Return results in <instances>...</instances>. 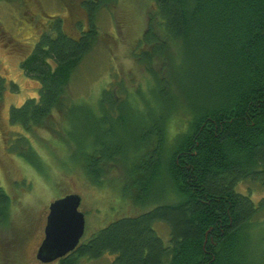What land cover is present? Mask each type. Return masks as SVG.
Segmentation results:
<instances>
[{
	"label": "trees",
	"instance_id": "obj_1",
	"mask_svg": "<svg viewBox=\"0 0 264 264\" xmlns=\"http://www.w3.org/2000/svg\"><path fill=\"white\" fill-rule=\"evenodd\" d=\"M70 1L72 12L85 11L87 28L76 22L72 34L56 18L19 62L38 88L10 106L8 123L28 134L41 125L58 134L72 109H95L74 102L68 83L100 40L97 13L117 0ZM148 1L145 28L129 54L157 89L145 130L129 149L109 133L80 138L74 162L67 148L60 157L63 176L94 187L115 170L121 196L131 192L127 197L142 211L83 234L73 250L49 263L84 264L107 254L112 264H264V218H258L264 210V0ZM5 83L0 77V100ZM10 87L14 91L15 82ZM137 98L120 79L102 89L96 104L101 113L116 115L120 102L138 106ZM177 118L182 129L171 134ZM18 136L29 153L24 160L38 167L44 159ZM253 185L263 191L259 200ZM72 192L79 193L62 186L59 196ZM10 206L0 185V222ZM159 221L168 226L165 243L153 228Z\"/></svg>",
	"mask_w": 264,
	"mask_h": 264
},
{
	"label": "rangeland",
	"instance_id": "obj_2",
	"mask_svg": "<svg viewBox=\"0 0 264 264\" xmlns=\"http://www.w3.org/2000/svg\"><path fill=\"white\" fill-rule=\"evenodd\" d=\"M76 1L80 5L82 0ZM148 4V0H117L113 7L103 8L97 13L95 22L100 31V40L81 59L68 83L74 102L95 107L91 114L84 111L86 106H82L81 111L72 109L67 113L65 129L58 134L45 125L36 127L32 134H28L21 126L6 121L10 106H18L25 98L35 96L38 88L34 80L23 74L19 62L33 48L40 30L48 29L57 17L63 18L68 12L70 14L72 2L0 0V76L5 74L9 80L6 79V88L0 100V185L11 199L7 217L0 222V264H51L38 260L35 253L42 238L47 206L54 198L60 197L62 186L79 192L81 196L79 209L85 215L84 235H91L121 216L141 213L142 210L127 197L131 192L122 197L123 184L118 182L115 170L108 172L102 185L94 187L87 180L63 176L60 167L66 161L60 157L62 153L66 154L64 149L67 148L74 155L72 162L76 161L80 155L78 142L83 137H109L113 134L121 137L125 141V148L129 149L145 130L143 121L151 118L148 115L152 111L149 106L154 107V90L157 89H153V81L132 62L129 54L145 28ZM85 14V11L77 8L74 14L64 19L70 33L77 34L74 27L76 22L82 28H87V20L83 26ZM120 79L132 90V95L139 94L142 99L137 98L138 106L128 103V98L120 102L118 107L122 111L116 110V115L101 113L96 104L100 92ZM11 81L16 83L14 91L10 87ZM138 83L140 89L137 86L133 90ZM149 89L154 93L151 94ZM53 115L58 117L55 111ZM180 119L171 122V134L182 129ZM100 121L105 122L103 127L98 124ZM19 134H23L30 141L28 144L44 159H39L38 167L30 166L24 160L27 157L25 154L29 153L20 140H16ZM171 139L168 137V141ZM245 186V182L241 184L242 189ZM253 188L252 197L259 200L263 191L259 185H253ZM261 211L258 218L262 219L264 210ZM261 227L264 228V222ZM153 228L165 243L168 239L167 224L159 221L153 224ZM111 260V256L105 254L84 264H112Z\"/></svg>",
	"mask_w": 264,
	"mask_h": 264
},
{
	"label": "water",
	"instance_id": "obj_3",
	"mask_svg": "<svg viewBox=\"0 0 264 264\" xmlns=\"http://www.w3.org/2000/svg\"><path fill=\"white\" fill-rule=\"evenodd\" d=\"M80 202L81 196L72 192L54 198L49 203L44 237L35 253L38 260L51 262L76 247L85 228Z\"/></svg>",
	"mask_w": 264,
	"mask_h": 264
},
{
	"label": "flooded vegetation",
	"instance_id": "obj_4",
	"mask_svg": "<svg viewBox=\"0 0 264 264\" xmlns=\"http://www.w3.org/2000/svg\"><path fill=\"white\" fill-rule=\"evenodd\" d=\"M72 11H70V14H69V12H68V14L67 15H64V17L63 18H61L63 21H64V19H66V18H68V17H70L71 16V14H74V12H72ZM57 18H59V17H57ZM59 18V19H60ZM55 22V21H54ZM53 25V24H52ZM52 25L50 26V27H52ZM49 27V28H50ZM43 30H45V29H43ZM43 30H40V33H41V31H43ZM39 33V34H40ZM39 34H38V36H39ZM38 36L35 38L36 40H37V38H38ZM4 43H6V42H4ZM2 74V73H1ZM4 75L5 74H3V76H0V77H3L5 80L7 79L6 78V75H5V77H4ZM8 80V79H7ZM9 81V80H8ZM11 82H13V81H11ZM16 84V83H15ZM9 85V84H8ZM26 99V98H25ZM6 121H8V118L6 119ZM49 205V204H48ZM48 207V206H47ZM47 213H48V209H47ZM46 217H47V214H46ZM46 217H45V221H44V224H43V226H42V229H41V231H42V238H41V240H40V242L42 241V239H43V237H44V226H45V223H46ZM40 244V243H39ZM55 261V260H54Z\"/></svg>",
	"mask_w": 264,
	"mask_h": 264
}]
</instances>
